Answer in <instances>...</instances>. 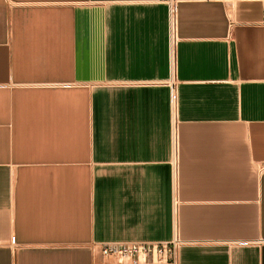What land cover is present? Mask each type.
Here are the masks:
<instances>
[{"label": "crops", "instance_id": "0c3cea01", "mask_svg": "<svg viewBox=\"0 0 264 264\" xmlns=\"http://www.w3.org/2000/svg\"><path fill=\"white\" fill-rule=\"evenodd\" d=\"M175 35L172 83L164 0H0V264H264V0Z\"/></svg>", "mask_w": 264, "mask_h": 264}, {"label": "built area", "instance_id": "2783aa9c", "mask_svg": "<svg viewBox=\"0 0 264 264\" xmlns=\"http://www.w3.org/2000/svg\"><path fill=\"white\" fill-rule=\"evenodd\" d=\"M168 5L169 11V30H170V59L172 66V83L176 81L175 63H176V35L175 18L177 0H164ZM182 241L178 236L169 242H110L93 244L91 249L94 254L100 253L102 257L115 263H156L171 260L177 261L178 248Z\"/></svg>", "mask_w": 264, "mask_h": 264}]
</instances>
